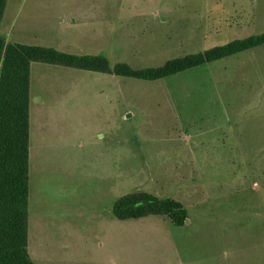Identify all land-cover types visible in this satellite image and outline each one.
Returning a JSON list of instances; mask_svg holds the SVG:
<instances>
[{"label":"rangeland","instance_id":"374dc122","mask_svg":"<svg viewBox=\"0 0 264 264\" xmlns=\"http://www.w3.org/2000/svg\"><path fill=\"white\" fill-rule=\"evenodd\" d=\"M245 1L251 2L96 0L100 16H108L99 19L97 36L72 44L73 35L57 45L72 44L76 49L64 51L74 55H103L110 67H157L263 33L264 0ZM34 4L36 14L51 5L7 0L0 35L13 41L6 34L13 16L20 26L43 21L27 18ZM34 28H26L23 43H32ZM185 90L226 108L220 130L212 123L211 131H196L198 139L171 130L172 103L156 93ZM195 113L192 118L203 114ZM204 134L218 139L201 147L210 161L176 162L203 156ZM28 178L27 251L34 264H123L129 253L107 236H123L132 225L115 219L112 207L137 192L181 202L187 219L210 230L209 261L207 252L204 258L195 251L193 264H247L253 253L254 263L264 264V45L153 82L33 63ZM157 229H169L158 241L171 245L175 233L192 227ZM149 248L148 264H179L172 248Z\"/></svg>","mask_w":264,"mask_h":264},{"label":"trees","instance_id":"16d2710c","mask_svg":"<svg viewBox=\"0 0 264 264\" xmlns=\"http://www.w3.org/2000/svg\"><path fill=\"white\" fill-rule=\"evenodd\" d=\"M5 5L6 0H0V20ZM262 45L264 32L172 58L157 67L134 69L125 63L110 67L103 55H74L49 47L7 43L0 35V264H34L27 251L30 69L33 63L153 82ZM112 214L117 220L165 216L176 227L187 219V211L180 202L144 192L117 199Z\"/></svg>","mask_w":264,"mask_h":264},{"label":"crops","instance_id":"0c3cea01","mask_svg":"<svg viewBox=\"0 0 264 264\" xmlns=\"http://www.w3.org/2000/svg\"><path fill=\"white\" fill-rule=\"evenodd\" d=\"M96 0H45V3L51 4L50 6L47 5L46 13L43 14H36L35 9H37V4L33 5L31 14L27 15V18L30 20L36 19H43V21L31 22L30 24L27 22L26 24L17 25L15 21V17L13 16L14 21L10 24L7 28V33H13L14 39L13 41H5L7 43H16V44H24V45H34V46H42V47H51V42L55 44L53 49H56L60 52L72 54L71 52H65L66 50H74L72 44L75 42L80 43H89L92 41L93 36H97L98 28H99V19L107 18L108 16H100L97 7H94L93 3ZM243 3H249L251 1L245 0H238ZM7 2V0H6ZM59 4V5H56ZM231 3H237V0L232 1ZM49 6V7H48ZM6 9V5L4 10ZM4 13V12H3ZM139 17V16H137ZM133 18V17H130ZM136 18V17H134ZM146 18V17H142ZM136 18V19H142ZM148 19V18H146ZM154 19V18H152ZM160 23H163L162 21ZM159 24V23H158ZM31 26H35L36 32H33L32 43L26 44L23 43L24 34H26V28H30ZM61 32H60V31ZM1 35H3L1 33ZM77 36V39H68L71 45L66 46L64 49L63 46L57 45L61 43L66 37L69 36ZM52 36H55L52 37ZM55 39L54 41H52ZM63 47V48H60ZM65 50V51H64ZM204 51V50H203ZM201 52V51H200ZM191 54V53H190ZM90 56H93L89 54ZM187 55V54H186ZM177 58V57H174ZM172 59V58H171ZM207 97V98H206ZM156 99H164L169 103H172L171 108L176 113L175 117V124L174 127L171 128L172 131L178 132L180 136H183L185 139H198V135H196V131L205 133L207 130L211 131L212 127L211 124H215L218 129L221 127V123L223 121V117L226 116V108L223 109L219 102H210L209 96H204L202 92L185 90V91H171V92H158L156 93ZM218 103V104H217ZM162 104L161 102L156 103L157 106ZM202 111L198 118L195 116L196 111ZM210 117V124H207V127L203 124L202 121L206 122L207 118ZM203 116V117H202ZM199 119V120H197ZM199 123V125H198ZM206 127V128H205ZM170 128V127H169ZM194 130V131H193ZM194 132V133H193ZM193 135V137H191ZM200 140L203 142L198 145L200 148L198 152H203V156H195L191 154L190 158H184L180 160H176V162H199V161H210V156H207L208 153L205 150H202L201 147L203 146H216L218 139H210V137L205 138V134L203 135ZM193 151V150H192ZM206 155V156H205ZM197 157V158H195ZM206 157V158H204ZM179 202V201H178ZM181 203V202H180ZM182 204V203H181ZM183 205V204H182ZM184 207V205H183ZM185 208V207H184ZM114 217V216H113ZM154 217V216H152ZM115 218V217H114ZM116 219V218H115ZM133 220V222H132ZM119 221H126L128 226L124 230L123 236L113 237L107 236L108 243L109 241L122 242L125 251L129 254L128 256L125 255L123 258V264H148L149 261L146 262V250H150L149 246L152 249H160L161 250H170L173 251L178 256V263L179 264H193V256L194 252L200 251L203 252V257L205 258V253L207 252V259L209 261L210 255V242H211V234L209 229H205V226L201 224L199 221H193L186 219V222L180 226L176 227L172 224V222L165 218L164 220H149L146 217L140 219H127V220H119ZM176 228H183L185 226H190L192 229L187 231V233L176 234L173 236L172 244L170 245L169 242L158 241V239H164L165 235L169 234V227L171 225ZM166 227L168 230L164 231L157 228ZM203 227L202 233L200 227ZM159 233V234H158ZM152 240L153 242H151ZM168 241V240H167ZM207 244V248H206ZM239 255V254H238ZM241 256V255H239ZM192 259V260H191ZM164 264H168L167 260H163ZM251 261V262H250ZM249 263L247 264H255L254 263V253L252 258L250 259ZM235 262L243 264L241 261L235 259ZM171 264V263H170Z\"/></svg>","mask_w":264,"mask_h":264}]
</instances>
